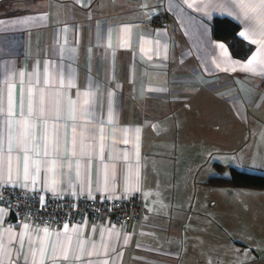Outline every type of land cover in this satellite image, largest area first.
I'll list each match as a JSON object with an SVG mask.
<instances>
[{
    "label": "crops",
    "instance_id": "obj_1",
    "mask_svg": "<svg viewBox=\"0 0 264 264\" xmlns=\"http://www.w3.org/2000/svg\"><path fill=\"white\" fill-rule=\"evenodd\" d=\"M215 18L258 41L247 60ZM262 67L260 0H0V187L145 201L122 226L0 206V264H264V190L211 182L240 151L264 170Z\"/></svg>",
    "mask_w": 264,
    "mask_h": 264
},
{
    "label": "built area",
    "instance_id": "obj_2",
    "mask_svg": "<svg viewBox=\"0 0 264 264\" xmlns=\"http://www.w3.org/2000/svg\"><path fill=\"white\" fill-rule=\"evenodd\" d=\"M0 206L14 212L18 223L33 220L47 226L86 221L99 223L104 218H112L122 226L140 221L145 201L141 195L105 200L84 196L43 198L38 194L19 192L7 185L0 187Z\"/></svg>",
    "mask_w": 264,
    "mask_h": 264
},
{
    "label": "trees",
    "instance_id": "obj_3",
    "mask_svg": "<svg viewBox=\"0 0 264 264\" xmlns=\"http://www.w3.org/2000/svg\"><path fill=\"white\" fill-rule=\"evenodd\" d=\"M213 36L216 40L225 42L232 55L240 60H247L255 51V46L239 36L240 26L229 18H215L211 22ZM212 183L264 190V174L249 173L237 168L231 169L229 178H216Z\"/></svg>",
    "mask_w": 264,
    "mask_h": 264
},
{
    "label": "rangeland",
    "instance_id": "obj_4",
    "mask_svg": "<svg viewBox=\"0 0 264 264\" xmlns=\"http://www.w3.org/2000/svg\"><path fill=\"white\" fill-rule=\"evenodd\" d=\"M247 145V144H245ZM252 157H249L247 155H245L243 152H236L234 153V155H229V156H220V161H224V163H226V165L224 166V168L219 171V175H221L222 173H225L223 175V177L225 178H229L230 177V173H231V169L227 168V163H235V167L233 168H237L239 170L242 171H250L251 173H261L264 174V170H258V171H262V172H255L256 169L254 168H247L248 165H250L251 163L255 164V163H259L260 160L259 159H251ZM219 185V184H218Z\"/></svg>",
    "mask_w": 264,
    "mask_h": 264
},
{
    "label": "snow or ice",
    "instance_id": "obj_5",
    "mask_svg": "<svg viewBox=\"0 0 264 264\" xmlns=\"http://www.w3.org/2000/svg\"><path fill=\"white\" fill-rule=\"evenodd\" d=\"M246 3V0H240V6L243 7ZM260 3L262 6H264V0H260ZM189 7H192L191 4H189ZM229 15H231V13H228ZM239 36L242 37L243 39L245 40H249L250 43L252 44H256L258 43V41L256 39H249V32L248 31H241L239 33ZM218 47H220L221 49H225V45L224 44H219ZM226 51V49H225ZM258 55L259 54H256V55H253L248 61H247V64L246 65H243L244 68H248V69H251V70H255L253 68V65L257 64V61H258ZM262 71H264V67L261 68ZM11 151V149L9 150ZM24 161H25V164H27V160H28V157L25 155L23 157ZM53 165L55 164V161H52ZM25 171H27V169L25 168ZM37 171H39V168L37 167ZM27 227V226H26ZM67 227V226H65ZM67 255L64 256V259H67Z\"/></svg>",
    "mask_w": 264,
    "mask_h": 264
}]
</instances>
